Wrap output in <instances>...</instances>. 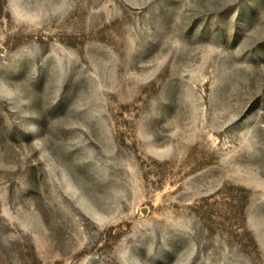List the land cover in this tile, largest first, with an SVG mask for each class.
Returning a JSON list of instances; mask_svg holds the SVG:
<instances>
[{
  "label": "rangeland",
  "instance_id": "rangeland-1",
  "mask_svg": "<svg viewBox=\"0 0 264 264\" xmlns=\"http://www.w3.org/2000/svg\"><path fill=\"white\" fill-rule=\"evenodd\" d=\"M0 264H264V0H0Z\"/></svg>",
  "mask_w": 264,
  "mask_h": 264
}]
</instances>
